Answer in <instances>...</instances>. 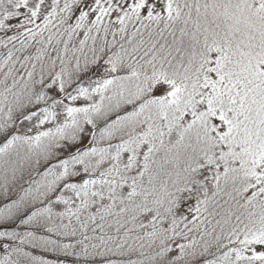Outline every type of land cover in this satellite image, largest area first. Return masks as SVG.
Listing matches in <instances>:
<instances>
[{"label": "rangeland", "instance_id": "1", "mask_svg": "<svg viewBox=\"0 0 264 264\" xmlns=\"http://www.w3.org/2000/svg\"><path fill=\"white\" fill-rule=\"evenodd\" d=\"M6 32L19 40L10 55L0 48V113L30 97L37 70L33 84L56 102L6 132L30 148L51 141L41 145L47 156L55 146L69 157L1 211L0 264L28 253L90 264H264V0H0V40ZM114 96L138 106L136 119L125 134L113 121L120 142L101 135L94 145ZM198 122L229 156L186 173L158 208L126 177H144L166 156L184 166ZM33 155L0 171V193L20 187L22 172L41 162ZM80 175L57 193L59 179ZM119 194L130 201L117 203Z\"/></svg>", "mask_w": 264, "mask_h": 264}, {"label": "trees", "instance_id": "2", "mask_svg": "<svg viewBox=\"0 0 264 264\" xmlns=\"http://www.w3.org/2000/svg\"><path fill=\"white\" fill-rule=\"evenodd\" d=\"M7 33V32H6ZM16 34V33H14ZM5 36V35H4ZM15 40H19L18 35L15 37L11 33H7L6 37L3 40H0V48L2 46V52L4 54L10 55L11 47H13L17 42ZM0 51V54H1ZM1 57V56H0ZM5 55L3 56V58ZM1 60V58H0ZM1 68V67H0ZM40 72L39 70L36 71V75L32 76V82L29 80V87L27 88L28 91L30 90L31 95L29 98L23 99L21 102L16 103L13 105L11 110L7 114H2L3 118H1L0 122V171L9 170L12 171V169L15 166V163L20 160V158L24 157V154L27 156L29 153H34L32 157L33 159L40 160L41 162L29 165L27 169L22 172V175L25 177L20 178L17 180V184L20 187H16L14 191L12 190V186L4 187L2 192L0 193V215L1 211L4 210L6 207H9L14 204L15 200L17 198L22 199L27 196V191H30L33 186L35 185L34 182H38L41 180L44 172L47 171L49 167H53L59 163H62V161L66 160L69 155L68 153H65L61 148L56 149L55 146H52V151L49 156H47V152L51 148L45 147V145L41 146L45 143H53L51 141L36 139L33 143L35 144V147L30 148V142L27 145H23L24 142H26V139L21 137L17 138L14 135V131L6 132V127H13L14 129L18 127L19 121L23 120L34 114H39L42 112H48L44 111L46 108L51 106V103L54 102V98H48L43 96L41 97V91H39L37 84H33L34 78H40V75L38 74ZM2 95H0V98ZM68 97V95L65 94V96L60 99V101L65 100ZM108 110L107 114L101 118L99 122H96L97 126H94L96 128V134L94 137V145L98 143L100 140L99 138L102 137L101 135H105L106 138L113 139L115 142H120L123 139V136H120V138H117L116 135H114V128L116 125H113V121L120 122V124H117L123 131V134H125V128L127 126L132 125V123L136 119V114L138 113V106L134 104L132 101L131 103H127L122 100L121 97H107L106 99ZM56 103V102H54ZM53 105V104H52ZM52 107V106H51ZM50 107V108H51ZM115 108V110L110 111V109ZM6 116V118H5ZM50 117H53L51 114ZM81 117V116H79ZM75 120V117H74ZM81 124V123H80ZM69 127L68 125L63 126V129ZM12 128V129H13ZM62 129V128H61ZM53 130V129H52ZM138 131V130H137ZM193 131L195 132V135L193 136L194 145H191V147H188L186 158L187 162L184 166H173L170 164L167 156L160 159L157 166L152 168V164H150L146 171V175L142 178H134L130 179L126 177V181L128 183H143L142 188L145 190V195H149V197H153L155 202H151L156 207L160 208L166 204L165 198L167 197L169 192H173L176 187L179 189V186H183V176L186 179L187 175L189 174H195L197 172L196 166H201L203 163L210 161V160H225L226 157L229 156L227 153L226 147H220V145L217 143L216 140L211 137L210 130L208 127L203 125L202 122H198L195 127H193ZM54 139L59 138V134L56 130L52 131ZM98 139V140H97ZM57 141V140H56ZM93 141V142H94ZM39 144V146L37 145ZM54 144V143H53ZM25 146H28L27 151L24 152ZM43 147L40 149L39 147ZM97 148V147H96ZM173 157L172 155H169V159ZM44 160V163H42ZM193 166V167H192ZM37 167V168H36ZM37 170V171H36ZM30 173V174H29ZM31 173H33L31 175ZM122 174L125 172H121ZM180 174H183L179 177ZM37 177V178H36ZM81 176L78 178L68 177L66 179H59L58 186L59 189H57V193H65L63 189H70V186L77 185V183L84 182V178L81 179ZM56 176H53V182L57 185L56 182ZM33 179V180H31ZM66 183V185H64ZM177 183L178 186L175 187V184ZM64 185V186H63ZM63 187L62 189H60ZM133 187V186H132ZM113 190V189H112ZM118 190V189H117ZM25 193V195H23ZM131 197L126 195L119 194V197L116 198L117 203L119 204H125L128 201H130ZM150 200V199H149ZM139 201V200H138ZM144 203V202H142ZM16 220V219H15ZM12 221L11 223H14L16 221ZM5 221L10 222L9 218L6 217ZM24 217L18 218L17 222H23ZM33 223V222H32ZM31 256H26L23 259L22 264H90L89 262L81 263L80 260L78 262L72 261L71 259H68L63 256H57V255H40L33 257L35 254L28 253ZM109 256L108 259H101L100 261L96 262L97 264H126L127 259H116L111 258ZM7 258H2V264H10L9 261L4 262ZM13 263V262H12ZM21 264V262L19 261ZM15 264V263H13ZM198 264H211L210 260L206 261H200Z\"/></svg>", "mask_w": 264, "mask_h": 264}]
</instances>
